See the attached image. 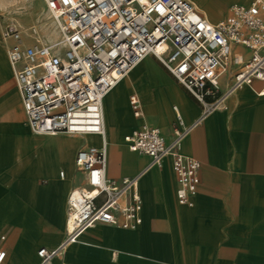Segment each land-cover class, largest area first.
<instances>
[{"label":"crops","instance_id":"obj_1","mask_svg":"<svg viewBox=\"0 0 264 264\" xmlns=\"http://www.w3.org/2000/svg\"><path fill=\"white\" fill-rule=\"evenodd\" d=\"M218 2L209 4L222 8ZM5 41L0 40V264H37L38 248H54L65 236L67 195L83 182L77 150L102 141L31 131L6 56L13 40ZM236 49L246 57V50ZM235 70L230 66L219 76L218 101L210 110L153 55L117 82L102 100L105 173L110 180L136 179L141 224L124 229L95 223L51 264H264L263 84L232 88ZM132 95L140 103L139 117L129 103ZM144 123L159 127L167 141L175 127L186 128L177 151L201 163L192 205L177 202L170 154L157 165L129 150L124 137Z\"/></svg>","mask_w":264,"mask_h":264},{"label":"built area","instance_id":"obj_2","mask_svg":"<svg viewBox=\"0 0 264 264\" xmlns=\"http://www.w3.org/2000/svg\"><path fill=\"white\" fill-rule=\"evenodd\" d=\"M23 8L30 17L48 13L58 37L42 41L33 23L23 27L12 21L2 31L3 39L13 40L6 56L29 128L102 141L100 147L89 144L76 152L83 182L67 195L65 236L56 247L37 250V264H51L95 223L136 229L142 221L136 179L106 177V94L147 55L209 110L218 101L217 80L230 66L236 67L232 88L258 80L264 94V0L233 3L217 23L190 0H24ZM236 48L246 50V57ZM129 103L139 117L138 98L130 96ZM178 124L183 125L179 116ZM185 130L175 127L167 141L159 127L144 123L124 140L129 150L148 155L150 164L159 165L170 154L177 202L192 205L201 163L177 151ZM4 254L0 251V263Z\"/></svg>","mask_w":264,"mask_h":264},{"label":"rangeland","instance_id":"obj_3","mask_svg":"<svg viewBox=\"0 0 264 264\" xmlns=\"http://www.w3.org/2000/svg\"><path fill=\"white\" fill-rule=\"evenodd\" d=\"M195 7L200 6V8L204 9L208 16H206L205 13L201 12L199 8L197 10L202 13L206 18L209 17L213 22L217 23V21H220L223 19V17L228 12V9L231 4L233 3H242L247 4L248 1H241V0H220V2L216 3V5L221 6L222 8V15L220 18L214 17L211 15L210 12V4L214 2V0H191ZM24 0H0V40H4L2 36V31L5 28V26L9 22H17L19 25L23 27H27L30 24H34L35 26H39V37L42 41L46 42H52L54 39L57 41V33L53 24L52 19L49 17L48 13H43L42 15L38 17H30L28 16L23 8ZM208 3V4H207ZM220 8V7H217ZM208 10V11H207ZM28 19V22L26 24H23V21H26ZM208 19V18H207ZM30 22V23H29ZM10 39H6L5 42H10Z\"/></svg>","mask_w":264,"mask_h":264},{"label":"bare ground","instance_id":"obj_4","mask_svg":"<svg viewBox=\"0 0 264 264\" xmlns=\"http://www.w3.org/2000/svg\"><path fill=\"white\" fill-rule=\"evenodd\" d=\"M197 8H199V10H201V12H203V13H205L206 14V16H208V13L204 10V9H202V8H200V6H197ZM198 11V10H197ZM208 11V10H207ZM199 12V11H198ZM210 12H211V15L212 16H214V17H217V18H220L221 17V15H222V9L221 8H210ZM200 13V12H199ZM201 15H203L202 13H200ZM209 20H210V22L211 23H213V21H211V19L209 18V17H207ZM10 40H11V38H9ZM4 40H6V39H4ZM52 42H56V39H54Z\"/></svg>","mask_w":264,"mask_h":264}]
</instances>
